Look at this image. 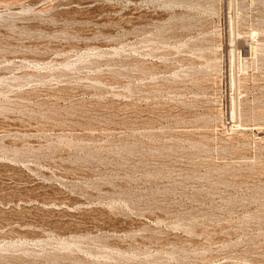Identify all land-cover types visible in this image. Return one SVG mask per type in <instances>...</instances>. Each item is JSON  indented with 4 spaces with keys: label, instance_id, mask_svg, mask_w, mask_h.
<instances>
[{
    "label": "rangeland",
    "instance_id": "1",
    "mask_svg": "<svg viewBox=\"0 0 264 264\" xmlns=\"http://www.w3.org/2000/svg\"><path fill=\"white\" fill-rule=\"evenodd\" d=\"M0 264H264V0H0Z\"/></svg>",
    "mask_w": 264,
    "mask_h": 264
}]
</instances>
